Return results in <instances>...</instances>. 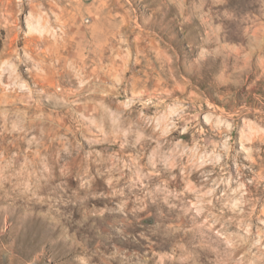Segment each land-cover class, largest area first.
I'll list each match as a JSON object with an SVG mask.
<instances>
[{"label": "rangeland", "instance_id": "obj_1", "mask_svg": "<svg viewBox=\"0 0 264 264\" xmlns=\"http://www.w3.org/2000/svg\"><path fill=\"white\" fill-rule=\"evenodd\" d=\"M0 264H264V0H0Z\"/></svg>", "mask_w": 264, "mask_h": 264}, {"label": "bare ground", "instance_id": "obj_2", "mask_svg": "<svg viewBox=\"0 0 264 264\" xmlns=\"http://www.w3.org/2000/svg\"><path fill=\"white\" fill-rule=\"evenodd\" d=\"M61 14V13H60ZM60 16V15H59Z\"/></svg>", "mask_w": 264, "mask_h": 264}]
</instances>
